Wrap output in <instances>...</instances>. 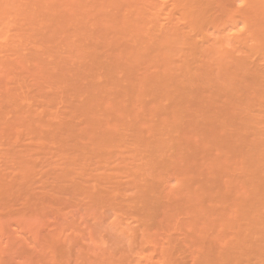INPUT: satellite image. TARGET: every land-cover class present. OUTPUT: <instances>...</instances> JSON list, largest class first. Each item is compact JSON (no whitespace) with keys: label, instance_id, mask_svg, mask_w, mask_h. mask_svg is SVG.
<instances>
[{"label":"bare ground","instance_id":"bare-ground-1","mask_svg":"<svg viewBox=\"0 0 264 264\" xmlns=\"http://www.w3.org/2000/svg\"><path fill=\"white\" fill-rule=\"evenodd\" d=\"M0 264H264V0H0Z\"/></svg>","mask_w":264,"mask_h":264},{"label":"rangeland","instance_id":"rangeland-1","mask_svg":"<svg viewBox=\"0 0 264 264\" xmlns=\"http://www.w3.org/2000/svg\"><path fill=\"white\" fill-rule=\"evenodd\" d=\"M150 17L154 20L155 23H157L158 25H166L168 20L172 19V15L171 16H168V12H165V11H161V12H157V13H152L150 14ZM215 17H220V19L222 17H224L223 15H216ZM150 26L149 22H147L146 24V27ZM199 28H203V27H199ZM197 30H200L198 28H196ZM145 31V29L142 30V33ZM147 31V30H146ZM141 33V34H142ZM150 32H148L146 35H149ZM225 35V34H224ZM200 36L201 35H198V36H195V37H192V38H195L197 41L200 40ZM200 42V41H199ZM32 90V88H31ZM116 181H119L120 183H125L126 180L125 179H116ZM128 194H131V191L128 192ZM29 211H32V212H35V210H38V212H40V206L38 205H34V203H31L30 207H29ZM47 208H49L50 210H53L55 211V213L57 214L58 210L61 212H67L68 210L63 208L59 203H49ZM76 242H79L80 244H85V240H83L82 238H79L76 240ZM26 247L28 246H25L24 248L26 249ZM150 252L152 253H155L152 249L150 250ZM154 260H156V258H154Z\"/></svg>","mask_w":264,"mask_h":264}]
</instances>
